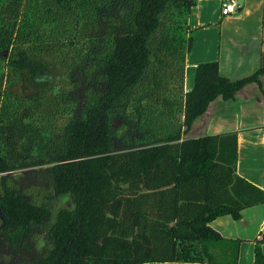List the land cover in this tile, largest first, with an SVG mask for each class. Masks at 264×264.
<instances>
[{"label":"trees","instance_id":"16d2710c","mask_svg":"<svg viewBox=\"0 0 264 264\" xmlns=\"http://www.w3.org/2000/svg\"><path fill=\"white\" fill-rule=\"evenodd\" d=\"M191 5L0 0V215L10 264L175 262L192 243L210 263H236L239 241L210 221L238 219L264 203V190L236 173L235 131L186 133L216 97L232 99L251 82L263 91L264 56L236 79L217 61L199 63L185 91ZM30 165H43L54 195L71 204L33 202L10 173ZM262 244L264 231L253 264H264Z\"/></svg>","mask_w":264,"mask_h":264},{"label":"crops","instance_id":"0c3cea01","mask_svg":"<svg viewBox=\"0 0 264 264\" xmlns=\"http://www.w3.org/2000/svg\"><path fill=\"white\" fill-rule=\"evenodd\" d=\"M224 0H192L188 26L192 47L185 57L183 87L193 85V73L199 63L217 61L220 74L231 79L252 73L264 56V0H237L235 12L222 15ZM264 91V74L259 76ZM251 82L232 99L216 97L205 112L196 117L187 137L227 131L236 132V173L264 190V92ZM210 226L222 236L239 241L235 264H253L255 239L264 231V203L245 207L240 217L221 215ZM235 241L232 246L235 248ZM185 246L188 254L175 262L150 264H214L203 257L200 245ZM264 253V244L261 245ZM218 250V249H217Z\"/></svg>","mask_w":264,"mask_h":264},{"label":"rangeland","instance_id":"374dc122","mask_svg":"<svg viewBox=\"0 0 264 264\" xmlns=\"http://www.w3.org/2000/svg\"><path fill=\"white\" fill-rule=\"evenodd\" d=\"M0 69H3V61L0 59ZM30 169L32 170L30 172ZM12 181L26 193L33 202H44L55 211L60 206L70 205L69 196H56L53 192V186L43 165L28 166L22 169H16L10 172ZM3 220L0 215V264H10L11 253L7 243L1 236ZM35 244L41 246L45 244L44 233L38 232L35 236Z\"/></svg>","mask_w":264,"mask_h":264},{"label":"built area","instance_id":"2783aa9c","mask_svg":"<svg viewBox=\"0 0 264 264\" xmlns=\"http://www.w3.org/2000/svg\"><path fill=\"white\" fill-rule=\"evenodd\" d=\"M237 7H239L237 0H224L220 5V13L226 15L235 12Z\"/></svg>","mask_w":264,"mask_h":264}]
</instances>
